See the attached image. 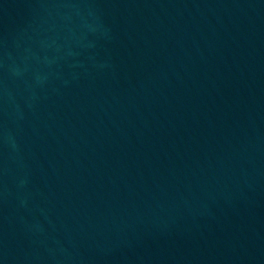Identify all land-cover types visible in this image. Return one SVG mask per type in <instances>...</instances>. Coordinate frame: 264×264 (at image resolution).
<instances>
[{
	"label": "water",
	"instance_id": "95a60500",
	"mask_svg": "<svg viewBox=\"0 0 264 264\" xmlns=\"http://www.w3.org/2000/svg\"><path fill=\"white\" fill-rule=\"evenodd\" d=\"M0 264H264V0H0Z\"/></svg>",
	"mask_w": 264,
	"mask_h": 264
}]
</instances>
